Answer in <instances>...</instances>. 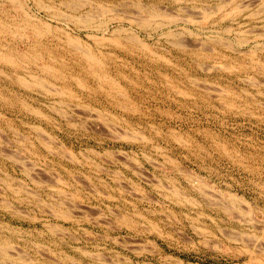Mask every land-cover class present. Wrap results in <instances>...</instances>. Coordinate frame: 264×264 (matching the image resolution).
I'll return each instance as SVG.
<instances>
[{"label": "rangeland", "instance_id": "rangeland-1", "mask_svg": "<svg viewBox=\"0 0 264 264\" xmlns=\"http://www.w3.org/2000/svg\"><path fill=\"white\" fill-rule=\"evenodd\" d=\"M0 1V10L8 11L7 18L21 15V10L16 9L15 12L12 6L9 9L8 0ZM24 1L29 4L31 13L43 16L52 24L64 26L71 34L88 42L96 53L102 50L103 54L99 56L101 59L105 57L107 71L126 90L131 104L127 102L123 111L114 103L115 99L98 91L92 78L83 75L84 88L77 87L74 84L77 82L72 79L71 89L76 92V99L70 100L71 103L69 98L64 99L68 104H61L62 108L58 101L52 102L58 100V96L49 101V98L29 93L32 94L30 97H39L38 103L33 105L44 115L37 116L31 111L20 110L22 105L19 106L18 98H29V102L31 98L22 87L6 84L4 75L0 74V95L14 99L7 102L9 108L0 104V113L3 114L0 117V150L15 152L25 160L31 172L30 177L25 176L16 164L0 155V242L13 243L14 250L21 252L16 251L18 256L20 254L19 259L14 255L10 259L0 257L1 264L3 261L17 264L19 260V264L25 261L24 264H179V261L180 264H264V69L261 67L264 65V2L142 0L143 3L155 1L165 15L152 19L162 20V23L158 22L164 26L159 29L154 30L155 23L152 25L151 21L152 31L148 25L143 29L135 26L136 23L133 25L149 46L148 51L144 48L138 52L135 49L121 50L112 43L110 46L106 40L98 45L87 36L91 32L101 35L98 29L86 27V23L83 26L79 24L80 27L75 25L78 23L74 21L76 15L82 13L86 17V12L96 8L89 6L87 0H82L86 3L83 2L84 5L79 3L81 0L72 1L75 6L71 12H77L73 14L75 19L61 2L60 8L59 0H46L54 7L57 5L61 12L65 9L67 15L60 12L59 15H65L66 20L62 21L65 17L57 15L54 17L57 22L48 14H54L51 9L36 6L33 0ZM93 1L106 4L109 9L114 8V12L133 13L134 17L136 13L141 14L134 4L136 0ZM233 5H240L241 9L232 12L231 16ZM106 9L101 14L102 9L94 10L99 12L97 15L92 10L94 24L113 14V10L107 12ZM45 11L49 12L46 14ZM228 12L229 18L225 15ZM82 15L78 19L83 18ZM166 15L177 21L170 20V24L169 18L165 25L166 19L161 18ZM108 25L110 31L116 23ZM225 26H229L230 31ZM167 30L169 33L175 31V36L168 35ZM254 32L261 33L260 37H263H255ZM218 34L224 41L233 43V49L220 46ZM240 36L248 38L249 43L237 46L235 39ZM12 39L18 43V36ZM222 39L219 38L220 42ZM175 40L191 44L178 47V44L174 45ZM193 42L197 45L203 43L197 46ZM255 42L262 45L257 46L255 56L239 51L248 50ZM154 53L167 60L157 58ZM65 61L72 67L67 55ZM203 66L208 69L204 70ZM228 67L235 69L229 70ZM70 69H66L67 74ZM75 73L81 74L78 70ZM170 82L173 86H169ZM204 87L208 90L205 91ZM182 90L188 94H183ZM49 102L55 109L49 107ZM29 124L41 128L32 129ZM42 136L45 137L43 142L47 139L51 148L47 149L36 140ZM197 179H202L203 185ZM199 186L215 196L222 192L223 196L232 193L240 198L233 203L224 202L229 207L225 212L220 207L207 205ZM176 187L181 192L176 191L180 197L170 193ZM58 209L61 212L65 209L69 218L59 216L61 212ZM238 211L249 219L254 218L250 220L251 224L235 218ZM252 221L258 224L253 222L258 228L252 225Z\"/></svg>", "mask_w": 264, "mask_h": 264}, {"label": "bare ground", "instance_id": "bare-ground-1", "mask_svg": "<svg viewBox=\"0 0 264 264\" xmlns=\"http://www.w3.org/2000/svg\"><path fill=\"white\" fill-rule=\"evenodd\" d=\"M34 1V3L36 4V6H40V7H42L43 8V6H44V8L46 9V10H52V12H54V14L53 13H48L51 17H57V15H59V12L60 13H63V14H65V15H67L66 14V11H64V10H62V12H61V10L59 11V7L56 5L55 7H54V5L53 4H50L49 2L48 3H46L47 1H50V0H33ZM46 1V2H45ZM53 1V0H52ZM72 1H74V0H59V2H58V5H60V8L62 7V4H64L65 6L63 7V8H68L69 10H70V12H71V9H72V11H73V8H74V4L75 3H73ZM89 3V6H91V5H94V7H98L97 9L100 11V9H102L101 10V12L99 13L98 11H94V10H97L96 8H94V10H93V13H96V12H98L99 14H101L102 13V11L104 10V9H106V7H108L106 4H101V3H95L94 1L93 2H91L90 0H87ZM122 2H123V0H121ZM126 1V0H125ZM142 0H136L135 2L134 1H131V3H133L134 2V4H136V6L139 8V9H137L136 7H135V9H137L138 10V14L141 12V14H139V15H136L135 14V16L136 17H134L132 14H129L128 13V15H126L125 14V11L124 12H117V11H115L114 12V8L112 9H109V7H108V9H106L107 10V12L108 11H112L113 10V14H112V12H111V14L112 15H110L109 14V16L107 17V19L106 20H103V21H100L99 20V22H96L95 24H94V22H93V19L92 18H94L95 19V16H93V14L91 13L92 12V10H91V12H86L85 14H86V17L85 16H83L82 15V13L80 14V15H82L83 16V18L81 17V18H79L78 19V16L80 17V15H76L77 16V19L76 20H74L75 21V23L76 22H78V23H76L75 25H78L79 26V24H85L86 25V27H90V26H92V27H95L96 29H98L100 32V34L101 35H98V34H95V33H90V34H88L87 36H89L90 38H92V40H94L95 42H97V43H99L98 45H100V43H102V42H104L105 40L106 41H108L110 44V46L112 45V44H115L116 45V47L117 48H119V49H124V50H126V49H135L136 51H138L139 49H141V51L143 50L144 51V48H146V50L147 49H149L148 47V44H147V42L145 41V39H142V37H140L139 36V34L133 29V25H135V23L137 24V25H135V26H139L140 28L139 29H141L142 27H144L145 25L147 26H149V29L152 31V28H150L151 27V23H152V25H153V29L155 30V28H157V29H159V27H161V26H164V25H162L161 23H162V20H158L159 22H161V23H159L158 21H156V20H152V19H156L157 17H159V16H163V15H165L164 13H162L161 12V9H160V7L159 6H157L156 4H155V1H152V2H148V3H143V2H141ZM190 1V0H189ZM253 1V0H252ZM258 1H261V0H258ZM263 2H264V0H262ZM261 1V2H262ZM1 2V1H0ZM4 2V1H3ZM7 2V1H6ZM8 2H10V7H9V9L11 8V6L13 7V8H15L14 10H15V12H17L16 11V9L18 10V11H20V12H22L21 13V15H17L16 13V15H14L13 13V17L11 16V18L9 19V17L7 18V16H8V14L6 13V12H8V11H6V8L8 7H5V11L6 12H4L3 10L4 9H1L0 10V35H2V37H0V74H2V75H4L3 76V78H4V82L6 83V84H8V85H10V86H14V85H16V86H18V87H22L23 89V91H25L26 93H27V96L28 97H30L32 94H29V93H35V94H38V95H40L41 97H43V98H49L48 100L49 101H51V99H52V97L54 96H58L57 98H58V100H54V101H52L53 103L55 102V101H58L57 103L60 105H58L59 107H61L63 104H68V102L70 101V100H72L73 98V100H75L76 98V96H74V93H76L75 91H73L72 89H71V80L72 79H74L77 83H74V84H77L78 86L77 87H83L84 88V86H85V83L83 82V75L84 76H86L87 78H92L94 81H95V84L97 85V88H98V91H100V92H103V94H106L110 99H115L114 100V103L115 104H117V106H119L120 108H122L123 109V111H124V108L125 107H127L126 105H127V102L129 103V105L131 104L129 101H130V99H129V96L127 95V93L125 92L126 90H124V88H123V86H121V84L117 81V79H115L114 77H112L110 74H109V72L107 71V68H106V63H105V60H103L105 57H103L102 59H101V55L99 56V54H103V52H102V50H98L99 51V53L97 52H95L92 48L93 47H91V45L88 43V42H84L79 36H77V35H74V34H71V32H69L68 31V29L66 30V29H64L65 27L64 26H58L56 23L55 24H52V23H50L47 19H45V18H43V16H39V15H37L36 13H31L29 10H28V6H29V4L27 5L26 4V2L24 1V0H8ZM62 4H61V3ZM77 2V1H76ZM78 2H79V0H78ZM82 2V0L79 2L81 5H84V3L86 2V0H85V2L82 4L81 3ZM181 2V1H180ZM32 3V2H31ZM53 3V2H52ZM57 3V2H56ZM78 3V4H79ZM105 3V2H104ZM125 3H127V2H125ZM177 3V2H176ZM219 3H221V2H219ZM251 3V2H250ZM249 3V4H250ZM27 5V7H26V5ZM86 4V3H85ZM133 4V5H134ZM239 4V3H238ZM246 4V3H245ZM252 4V3H251ZM105 5H106V7H105ZM115 5V4H114ZM120 5H122V4H120ZM133 5H132V7H133ZM255 5V4H254ZM135 6V5H134ZM30 7V6H29ZM73 7V8H72ZM78 7H79V5H78ZM127 7V6H126ZM131 7V6H130ZM157 7H159V8H157ZM233 7L235 8H233V11H231L230 13H231V16H233L232 15V12L234 13L235 11L236 12H238L240 9H241V7H240V5H233ZM259 7V6H258ZM0 8H2V7H0ZM4 8V7H3ZM34 8V7H33ZM37 9H38V7H36ZM76 8V7H75ZM117 8V7H116ZM129 8V7H128ZM181 8V7H180ZM179 8V9H180ZM220 8V7H219ZM30 9V8H29ZM40 9V8H39ZM38 9V10H39ZM77 9V8H76ZM164 9V8H163ZM195 9V8H194ZM243 9V8H242ZM247 9V8H246ZM259 9V8H258ZM262 9V8H261ZM260 9V10H261ZM14 10H13V12H14ZM33 10V9H32ZM31 10V11H32ZM42 10V9H41ZM141 10V11H140ZM206 10H208V9H206ZM257 10V9H256ZM42 11H44V10H42ZM76 11V10H75ZM144 11V12H143ZM167 11V10H166ZM259 11V10H258ZM47 12H49V11H45V13L47 14ZM69 12V13H70ZM79 12V11H78ZM106 12V11H105ZM218 12V11H217ZM225 12V11H224ZM235 12V13H236ZM7 15H6V14ZM19 13V12H18ZM58 13V14H57ZM67 13H68V11H67ZM75 13H77V12H75ZM75 13H73V12H71V16H74L73 14H75ZM98 13H96V15L98 14ZM143 13H145V14H143ZM193 13V12H192ZM205 13V12H204ZM230 13L228 12L227 14L225 13V15L228 17L229 15H230ZM242 13V12H241ZM255 12H253V14H254ZM257 13V12H256ZM255 13V14H256ZM11 14V13H10ZM10 14H9V16H10ZM63 14H60V15H62L61 17H65V15H63ZM92 14V15H91ZM143 14V15H142ZM172 14V13H171ZM177 14V13H176ZM208 14V13H207ZM224 14V13H223ZM229 14V15H228ZM238 14V13H237ZM252 13H250L249 15H251ZM260 14V13H259ZM48 15V16H49ZM59 15V16H60ZM104 15V14H103ZM103 15H102V17H103ZM132 15V16H131ZM146 15V16H145ZM212 15H213V13H212ZM245 15V14H244ZM49 16V17H50ZM68 16H70V14H68ZM91 16H92V18H91ZM101 16V15H100ZM99 16V17H100ZM169 17H167V15L165 16V18L164 17H162L161 19H166V21H167V19H169L170 18V15H168ZM172 16V15H171ZM209 16V15H208ZM240 16V15H239ZM248 16V15H247ZM254 17H256L255 15H253ZM85 17V18H84ZM174 17V16H173ZM187 17V16H186ZM193 17V16H192ZM246 17V16H245ZM52 18V19H53ZM60 18V17H59ZM66 18L67 17H65V19L64 20H62V21H65L66 20ZM73 18V17H72ZM98 18V17H97ZM160 18V17H159ZM172 18V17H171ZM171 18L168 20L169 21V23H170V20H171ZM183 18V17H182ZM195 18V17H194ZM198 18H199V16H198ZM207 18V17H206ZM220 18H222V17H220ZM219 18V20H222V19H220ZM229 18V17H228ZM232 18V17H231ZM50 19V18H49ZM61 19V18H60ZM74 19H75V16H74ZM187 19V18H186ZM185 19V20H186ZM191 19V18H190ZM196 19V21H197V18H195ZM195 19H194V21H195ZM51 20V19H50ZM54 20H55V18H54ZM73 20V19H72ZM181 20V19H180ZM184 20V21H185ZM188 20V19H187ZM205 20V19H204ZM60 21V20H59ZM150 21H151V23H150ZM168 21L166 22V24L165 25H167V23H168ZM172 21V20H171ZM173 21H175V20H173ZM172 21V22H173ZM177 21V20H176ZM175 21V22H176ZM190 21H193L192 19L190 20ZM206 21V20H205ZM55 22H57L56 20H55ZM61 22V21H60ZM69 22V21H68ZM126 22V23H125ZM154 22V23H153ZM188 22V21H187ZM92 23V24H91ZM113 23H116V26H114L110 31L108 30V24H113ZM150 23V24H149ZM164 23H165V21H164ZM192 23V22H191ZM60 24H62V23H60ZM64 24H67V21L64 23ZM127 24V25H126ZM159 24H161V25H159ZM171 24V23H170ZM246 24V23H245ZM74 25V24H73ZM156 25V26H155ZM203 25V24H202ZM65 26H67V25H65ZM77 26V27H78ZM83 26V25H82ZM145 26V27H146ZM155 26V27H154ZM80 27V26H79ZM91 27V28H92ZM110 27V26H109ZM169 27V26H168ZM226 27V30L227 31H230V28H229V26H225ZM231 27V26H230ZM82 28V27H81ZM94 28V29H95ZM167 28V27H166ZM224 28V27H223ZM249 28V27H248ZM264 28V27H263ZM262 28V29H263ZM86 29V28H85ZM143 29V28H142ZM162 29H163V27H162ZM165 29V28H164ZM168 29V28H167ZM188 29V28H187ZM187 29H184V30H187ZM198 29V28H197ZM233 29V28H232ZM97 30V31H98ZM145 31H146V29H144ZM153 30V31H154ZM160 30H161V28H160ZM224 30V29H223ZM240 31H242L241 29H239ZM244 30V29H243ZM96 31V32H97ZM168 32H167V34L169 35L170 34V36H175V31L174 32H172L171 31V33H169L170 32V30H167ZM240 31H237L238 33L240 32ZM253 31V30H252ZM123 32L126 34L125 36H123ZM159 32V31H158ZM165 32V33H164ZM225 32V31H224ZM260 32V31H259ZM259 32L256 34V32H254L253 34H255V37H257L258 36V38L264 33L263 31H262V34L260 35L259 34ZM161 33V32H160ZM163 33L165 34V36H166V31H163ZM163 33H161L162 35H163ZM250 33V32H249ZM171 34H173V35H171ZM176 34H178L177 32H176ZM179 34H182V33H179ZM235 34V33H234ZM11 36V37H8V36ZM64 35V36H63ZM167 35V36H168ZM195 35V34H194ZM15 36H18V43H16V41L14 42L13 41V39H12V37H15ZM49 36V37H48ZM86 36V35H85ZM166 36V37H167ZM88 37V38H89ZM218 37L219 38H223V36L220 34H218ZM218 37H215V38H218ZM242 36H240V37H236L237 39H235V42H236V40H237V46L238 45H241V44H248L249 43V41L247 40L248 38H244V36H243V38H241ZM254 37V36H253ZM252 37V38H253ZM255 37H254V40H255ZM263 37V36H262ZM262 37H260V38H262ZM9 38H11V40L9 39ZM214 38V37H213ZM219 38H218V42L220 43V44H222V45H220V46H226V48H229L230 47V50H231V48L233 47V43H229L228 41H224L223 39V41L224 42H226V44L223 42H220L221 40H219ZM15 39V38H14ZM180 38H178V40H179ZM209 39V38H208ZM211 39V38H210ZM262 39H264V38H262ZM8 40H10V41H8ZM91 40V39H90ZM215 40V39H214ZM217 40V39H216ZM251 40V39H250ZM93 41V43H95ZM176 41V44L174 43V45H177L178 47H180V46H183V47H185V45L187 44V41L185 42V44H182V43H180L179 41H177V40H175ZM213 41V40H212ZM262 41V40H261ZM172 42V41H171ZM184 42V41H183ZM204 42V41H203ZM203 42H199L198 43V45H200L201 43H203ZM107 43V42H106ZM112 43V44H111ZM194 43V42H193ZM215 43H216V41H215ZM257 43H259V42H255V44L253 45V46H251L248 50L247 49H245V51H242V50H240L239 48V51H241V52H243V54L244 53H247V54H249V55H254L256 52H257V50H258V45H261V42H260V44H257ZM191 43H189V45H190ZM195 44V43H194ZM96 46H97V44H95ZM150 45V44H149ZM188 45V44H187ZM186 45V46H187ZM189 45H188V47H189ZM193 45V44H192ZM195 45H197V44H195ZM194 45V46H195ZM197 45V46H198ZM202 45V44H201ZM204 46H205V43L203 44ZM262 45H264L263 43H262ZM261 45V46H262ZM258 46V47H257ZM260 46V47H261ZM115 47V46H114ZM192 47V46H191ZM201 47V46H200ZM214 47V46H213ZM242 47V46H241ZM116 48V49H117ZM203 48V47H202ZM205 48V47H204ZM207 48V47H206ZM97 49V48H96ZM212 50H214L213 48H211ZM233 49V48H232ZM242 49V48H241ZM216 50V49H215ZM234 50H237V49H234ZM140 51V52H141ZM148 51V50H147ZM198 51V50H197ZM259 51H260V49H259ZM105 52V51H104ZM107 52V51H106ZM139 52V51H138ZM149 52H151V50H149ZM152 52H155V51H153L152 50ZM218 52V51H217ZM233 52H235V51H233ZM238 52V51H237ZM157 53V52H156ZM209 53V52H208ZM152 54V53H151ZM158 54V53H157ZM247 54H246V56H247ZM66 55H67V58H69V60L71 61V64H72V67H74L73 69H72V67L71 66H69V63H67L66 61H65V59H66ZM107 55V54H106ZM108 55H109V53H108ZM110 55H111V52H110ZM154 55H156L155 53H154ZM248 55V56H249ZM153 56V55H152ZM157 56V58H158V56L159 55H156ZM207 56V55H206ZM255 56V55H254ZM159 57H161V59L162 58H165V57H163L162 55L161 56H159ZM202 57V56H201ZM250 57V56H249ZM107 59L109 58V56L108 57H106ZM155 58V57H154ZM156 58V59H157ZM251 58V57H250ZM257 58V57H256ZM157 60H159V59H157ZM165 60H167L166 58H165ZM199 60V59H198ZM69 61V62H70ZM200 61V60H199ZM251 62V61H250ZM252 62H254V61H252ZM29 64H34L35 66H30ZM202 64H204L203 62H202ZM116 65V64H115ZM220 65V64H219ZM197 66V65H196ZM199 66V65H198ZM204 66H207V65H204ZM203 66V69L204 70H207L208 69V67H204ZM222 66H224L223 64H222ZM233 66V65H232ZM243 66V65H242ZM247 66V65H246ZM264 65H262L261 67L264 69V67H263ZM211 67V66H210ZM221 67V66H220ZM239 67H240V65H239ZM71 68V69H70ZM200 68V67H199ZM229 68V70H230V68H234V67H228ZM66 69H70V71L68 72V74H67V72H66ZM211 69V68H210ZM209 69V70H210ZM225 69V68H224ZM235 69V68H234ZM76 70H78V72H80L81 74H76L75 73V71ZM165 75V77L167 76V74H163V76ZM167 78H168V76H167ZM167 78H165V79H167ZM191 78V77H190ZM189 78V79H190ZM171 79V78H170ZM88 80V79H87ZM168 80V79H167ZM172 80V79H171ZM171 80H169V81H171ZM188 80V79H187ZM192 80H196L195 78H193ZM189 81V80H188ZM191 81V80H190ZM189 81V82H190ZM121 82V81H120ZM173 82V81H172ZM210 83V82H209ZM175 84V83H174ZM192 84H193V82H192ZM195 84V83H194ZM193 84V85H194ZM196 85H197V83H196ZM207 85V84H206ZM76 86V85H75ZM169 86H173V83H172V85H171V82H170V85ZM177 88V87H176ZM197 88V87H196ZM201 88V87H200ZM220 88V87H219ZM173 89V88H172ZM204 89H206L205 87H204ZM222 89V88H221ZM3 90V89H2ZM1 90V91H2ZM18 90V89H17ZM95 90H96V87H95ZM94 90V91H95ZM175 90V89H174ZM208 90V88L205 90V91H207ZM214 90H216V89H214ZM97 91V93H100V92H98ZM179 91V93L181 92L180 90H178ZM204 91V92H205ZM233 91V90H232ZM19 92V91H18ZM17 92V93H18ZM96 92V91H95ZM184 92V90H182V93ZM212 92V91H211ZM223 92V90L221 91V93ZM226 92H227V90H226ZM225 92V93H226ZM4 93V92H3ZM14 93V92H13ZM20 93V92H19ZM181 93V94H182ZM186 92H184L183 94H185ZM190 93V92H189ZM217 93V92H216ZM219 93V92H218ZM231 93V92H230ZM2 94V93H1ZM21 94V93H20ZM186 94H188V93H186ZM224 94V93H223ZM228 94H229V91H228ZM5 95V94H4ZM19 95V94H18ZM78 95V94H77ZM105 95V96H106ZM116 95H117V97H116ZM224 95H226V94H224ZM230 95V94H229ZM20 96V95H19ZM27 96H25V97H27ZM186 96V95H185ZM190 96H191V94H190ZM65 97V98H64ZM79 97V96H78ZM225 97V96H224ZM16 98V101H18V99L20 100V105L19 106H21V108H20V110L22 109V110H24V111H31L32 113H34V114H36L37 116L38 115H44V113H42L41 112V110L38 108V107H35L33 104L34 103H38V101H39V97H36V98H34V96L33 97H30L31 99V102H29L28 101V99H26V98H18L17 96L15 97ZM18 98V99H17ZM69 98V99H68ZM109 98H107V99H109ZM223 98V97H222ZM61 99V100H60ZM64 99H68V102H64ZM11 100H14V99H12V97H11ZM8 97H6V98H4V96H2V95H0V104H1V106L2 107H8L7 105V102H10L11 101ZM78 100V99H77ZM15 101V102H16ZM47 101V100H46ZM109 101H111V100H109ZM111 102H113V101H111ZM12 103H14V102H12ZM52 103V104H53ZM57 103H55V104H57ZM70 103H71V101H70ZM7 104V105H6ZM62 104V105H61ZM66 104V105H67ZM111 104V103H110ZM113 105V103H112V105L115 107L116 105ZM38 105V104H37ZM10 106V105H9ZM13 106V105H12ZM132 106V105H131ZM224 106V105H223ZM49 107L51 108V109H53L55 106H53V105H50V102H49ZM58 107V109H60ZM80 107V106H79ZM9 108V107H8ZM62 108V107H61ZM66 108V107H65ZM128 108H130V109H133L132 107H129L128 106ZM136 108V107H135ZM19 109V108H18ZM55 109V108H54ZM57 108H56V112L58 111L59 112V110H58ZM21 110V111H22ZM62 110V109H61ZM60 110V114L62 113V111ZM63 110H64V107H63ZM4 111V110H3ZM19 111V110H18ZM55 111V110H54ZM132 111V110H131ZM134 111V110H133ZM57 112V113H58ZM72 112V111H71ZM99 112V111H98ZM24 113H26V112H24ZM31 113V114H32ZM64 113V112H63ZM67 114V113H66ZM69 114V113H68ZM35 115V116H36ZM63 115V114H62ZM70 116V115H69ZM0 117H3V114H1L0 113ZM46 117V116H45ZM106 117V116H105ZM66 118V117H65ZM91 118V117H90ZM41 119V118H40ZM67 119V118H66ZM86 119V118H85ZM47 120V119H46ZM110 121V120H109ZM50 122V121H49ZM76 123V122H75ZM86 123V122H85ZM6 124H8V123H6ZM107 124V123H106ZM110 124V123H109ZM74 125V124H73ZM29 127H31L32 129H38V128H41L39 125H35V124H29L28 125ZM85 126V125H84ZM118 126V125H117ZM109 127V126H108ZM31 128H29V129H31ZM31 129V130H32ZM108 129V128H107ZM125 129V128H124ZM41 130V129H40ZM110 130V129H109ZM109 130H108V132H109ZM119 130V129H118ZM37 131V130H36ZM115 131V130H114ZM133 131V130H132ZM38 132V131H37ZM37 132H36V134H37ZM116 132V131H115ZM135 132V131H134ZM137 132V131H136ZM39 133V132H38ZM119 133V132H118ZM5 134V133H4ZM45 134H47V133H45ZM123 134V133H122ZM126 134V133H125ZM140 134V133H139ZM16 135V134H15ZM41 135V134H40ZM40 135L38 134L37 136H39L40 137ZM121 135V134H120ZM38 137V138H39ZM43 137V136H42ZM41 137V139L39 140V139H36L37 141H39V143H41V144H43L44 145V147H47V149H48V147H50V146H48V143L49 142H46V140L47 139H45V142H43L44 141V138L45 137H43L42 138ZM178 137V136H177ZM37 138V137H36ZM139 138V137H138ZM122 139V138H121ZM130 139V138H129ZM146 140V139H145ZM17 141V140H16ZM30 141V140H29ZM48 141V140H47ZM52 141V140H51ZM177 141V140H176ZM10 142V141H9ZM19 142V141H18ZM178 142V141H177ZM38 143V142H37ZM62 143V142H61ZM31 145L33 144V143H30ZM29 146V145H28ZM33 146H35V145H33ZM32 146V147H33ZM4 147V146H3ZM59 147V146H58ZM51 148V147H50ZM49 148V149H50ZM35 149H36V146H35ZM166 149V148H165ZM56 150V149H55ZM225 150V149H224ZM3 151V150H2ZM1 150H0V155H2V156H4L5 158H8L9 160H11L12 161V163L13 164H16L18 167L17 168H19V170H21L24 174H25V176L27 175V176H31V172H30V167H28V164H25L24 163V161L17 155V154H15V152L13 153V152H11V153H5L4 151L2 152ZM49 151V150H48ZM50 151H51V149H50ZM57 151H59V152H61V150L59 149H57ZM53 152V151H52ZM51 152V153H52ZM64 152V151H63ZM62 152V153H63ZM80 152V151H79ZM19 153V152H18ZM70 153H71V151H70ZM90 153V152H89ZM112 153V152H111ZM60 154V153H59ZM64 154V153H63ZM109 154V153H108ZM57 155V154H56ZM68 155V154H67ZM122 155V154H121ZM228 155V154H227ZM23 156V155H22ZM62 156V155H61ZM83 157V156H82ZM85 157V156H84ZM144 157V156H143ZM24 159V158H23ZM28 159V158H27ZM29 160V159H28ZM70 160V159H69ZM93 160V159H92ZM31 161V160H30ZM42 163V162H41ZM98 165V164H97ZM80 166V165H79ZM96 166V165H95ZM180 166V165H179ZM100 167V166H99ZM134 167V166H133ZM156 167V166H155ZM177 168H179V167H177ZM135 169V168H134ZM93 171V170H92ZM39 172V171H38ZM70 172V171H69ZM95 172V171H94ZM182 172V171H181ZM49 173V172H48ZM141 173V172H140ZM69 174V173H68ZM138 174H139V172H138ZM180 174V173H179ZM57 177V176H56ZM195 178V177H194ZM18 179V178H17ZM4 180V179H3ZM61 180V179H60ZM173 180V179H172ZM202 181V179H197V181ZM5 181H8V180H5ZM59 181V180H58ZM132 181V180H131ZM186 181V180H185ZM200 181V183L202 184V182ZM35 182V181H34ZM38 182V181H37ZM152 182V181H151ZM154 182V181H153ZM159 182V181H158ZM22 183V182H21ZM198 183V182H197ZM8 184V183H7ZM11 184V183H10ZM206 184V183H205ZM204 184V185H205ZM19 185V184H18ZM101 185V184H100ZM203 185V184H202ZM153 186V185H152ZM16 187V186H15ZM71 187V186H70ZM200 187V186H199ZM11 188V187H10ZM160 188V187H159ZM171 188V187H170ZM175 188V187H174ZM12 189V188H11ZM21 189V188H20ZM117 189V188H116ZM157 189H158V187H157ZM165 189V188H164ZM169 189V188H168ZM172 189H173V187H172ZM172 189H169V190H172ZM176 189H177V187H176ZM174 189L173 190V192H171L170 191V193H172L174 196L175 195H177V192L178 193H181L180 191H178L179 189ZM198 189V188H197ZM201 191H203L202 189H201V187L199 188ZM199 189H198V191H199ZM15 190V189H14ZM22 190V189H21ZM24 190V189H23ZM129 190V189H128ZM196 190V189H195ZM208 189H206V191H207ZM18 191V190H17ZM25 191V190H24ZM177 191V192H176ZM215 191V190H214ZM15 192V191H14ZM26 192V191H25ZM35 192V191H34ZM95 192V191H94ZM102 192V191H101ZM122 192V191H121ZM168 192V191H167ZM200 192V191H199ZM204 192V191H203ZM212 192V191H211ZM29 193H30V191H29ZM68 193V192H67ZM222 193V192H221ZM221 193L219 194V196H218V194H216V196H215V194L214 193H207V192H204V193H202V195H201V197L203 196V199L206 201V204L207 205H210V206H215V207H220L222 210H224L225 212H227V211H229V207H228V205H227V203H233L236 199H238V198H240V197H237L236 198V196H235V194H232V193H229V194H227V195H225V196H223V195H221ZM12 194V193H11ZM17 194V193H16ZM171 194V195H172ZM184 194V193H183ZM225 194V193H224ZM19 195V194H18ZM33 195V194H32ZM165 195V194H164ZM180 195V194H179ZM179 195H177V196H179ZM55 196V195H54ZM163 196V195H162ZM181 196V195H180ZM179 196V197H180ZM110 197V196H109ZM164 197V196H163ZM219 198V199H218ZM193 199V198H192ZM226 199H228V200H226ZM176 201H177V199H175ZM185 200V199H184ZM186 200H188L187 198H186ZM60 201V200H59ZM189 201V200H188ZM227 201V203L225 204L224 202H226ZM2 202V201H1ZM42 202V201H41ZM61 202V201H60ZM66 202V201H65ZM65 202H62V203H65ZM180 202V201H179ZM193 202H195V200H193ZM245 202V201H244ZM60 204L61 206L60 207H62V205L63 204ZM191 203V202H190ZM198 203V202H197ZM246 203V202H245ZM57 204H59L58 202H57ZM240 204V203H239ZM219 205H221V206H219ZM229 205H231V207H233L232 206V204H229ZM234 205V204H233ZM65 206V205H64ZM64 206H63V208H64ZM209 207V206H208ZM230 207V209H232ZM235 207V206H234ZM247 207V206H246ZM37 208V207H36ZM68 209V208H67ZM237 209V208H236ZM236 209H234L233 208V210H236ZM249 209V208H248ZM251 209V208H250ZM59 211H60V209H58ZM63 210V209H62ZM221 210V211H222ZM232 210V211H233ZM54 211V210H53ZM152 211V210H151ZM156 211V210H155ZM237 211V210H236ZM49 212V211H48ZM61 212V211H60ZM235 212V211H234ZM233 212V213H234ZM250 211H248V213H249ZM57 214H59L58 212H56ZM68 213H69V210H68ZM153 213V212H152ZM261 213V212H260ZM23 214V213H22ZM71 214V213H70ZM125 214V213H124ZM135 214V213H134ZM232 214V213H231ZM250 214V213H249ZM27 215V214H26ZM55 215V214H54ZM72 215V214H71ZM59 216H61V217H64V218H67V216H68V218H69V216L70 215H68L67 214V211H65V209H64V211H62L61 213H60V215ZM200 216V215H199ZM251 216V215H250ZM232 217V216H231ZM234 217L235 218H240L241 219V221L242 222H244V221H250V220H253L254 218H250L249 219V217H247V215L245 216V214L244 213H240L239 211H238V213H235L234 214ZM71 218V217H70ZM122 218V217H121ZM211 220V219H210ZM239 220V219H238ZM99 222V221H98ZM126 222V221H125ZM253 222L254 221H252V225L254 226L255 224H257V223H255V224H253ZM259 222V221H258ZM250 224H251V221L249 222ZM1 224H3V223H1ZM8 224V223H7ZM150 224V223H149ZM156 224V223H155ZM124 225V224H123ZM258 225V224H257ZM2 226V225H1ZM6 226V225H5ZM9 226V225H8ZM11 226V225H10ZM56 226V225H55ZM152 226V225H151ZM256 226V225H255ZM263 226V225H262ZM262 226H260V227H262ZM4 227V226H3ZM198 227V226H197ZM196 227V228H197ZM257 227V226H256ZM1 228V227H0ZM8 228V227H7ZM14 228V227H13ZM51 228V227H50ZM50 228H48V229H50ZM192 228V227H191ZM258 228V227H257ZM16 229V228H15ZM18 229V228H17ZM47 229V228H46ZM60 229V228H59ZM140 229V228H139ZM198 229V228H197ZM263 229H264V227H263ZM9 230H12V229H9ZM64 230V229H63ZM262 230V229H261ZM65 231V230H64ZM159 231V230H158ZM157 231V232H158ZM219 231V230H218ZM254 231V230H253ZM138 232V231H137ZM9 233V232H8ZM10 233H11V231H10ZM86 233V232H85ZM2 234V233H1ZM18 234V233H17ZM161 234V233H160ZM230 234V233H229ZM244 234V233H243ZM6 235V234H5ZM11 235V234H10ZM209 235V234H208ZM238 235H240V234H238ZM250 235V234H249ZM8 236V235H7ZM4 237V236H3ZM232 237V236H231ZM230 237V238H231ZM238 237V236H237ZM250 237V236H249ZM252 237H255V236H252ZM1 238V237H0ZM10 238V237H9ZM14 238H16V237H14ZM229 238V237H228ZM233 238V237H232ZM234 238H236V237H234ZM12 239V238H11ZM10 239V240H11ZM239 239V238H238ZM242 239H244V238H242ZM7 240V239H6ZM198 240V239H197ZM232 240H234V239H232ZM240 240V239H239ZM255 240V239H254ZM260 240V239H259ZM3 241V240H2ZM26 241V240H25ZM63 241V240H62ZM118 241V240H117ZM244 242V241H243ZM257 242V241H256ZM38 243H40V242H38ZM12 245H13V243H11ZM10 243H8V242H0V257H3V258H12L11 256L12 255H14L15 256V258H20V254H19V256L16 254V251L14 250V248H13V246L11 245ZM36 244V243H35ZM246 244V243H245ZM256 244V243H255ZM258 244V243H257ZM36 245H38V244H36ZM25 246V245H24ZM39 246H41L40 244H39ZM44 247V246H43ZM46 249L48 248V247H45ZM213 248V247H212ZM18 249V248H17ZM37 249V248H36ZM39 249V248H38ZM43 249V248H42ZM52 249V248H51ZM50 249V250H51ZM35 250V249H34ZM22 251V250H21ZM39 251V250H38ZM38 251H35L36 253L38 252ZM47 251V250H46ZM52 251V250H51ZM135 251V250H134ZM246 251H247V249H246ZM263 251V250H262ZM41 252V251H40ZM60 252V251H59ZM81 252V251H80ZM264 252V251H263ZM17 253H21L19 250L17 251ZM43 253V252H42ZM61 253V252H60ZM90 253V252H89ZM251 253V252H250ZM250 253H249V255H250ZM253 253V252H252ZM251 253V254H252ZM51 254V253H50ZM63 254H65V253H63ZM17 255V256H16ZM42 255V254H41ZM44 255V254H43ZM24 256V255H23ZM23 256H21V257H23ZM46 256V255H45ZM66 256H68V255H66ZM25 257H27V256H24V258ZM30 257H31V255H30ZM29 257V258H30ZM60 257V256H59ZM71 257V256H70ZM69 257V258H70ZM250 257V256H249ZM9 258V259H10ZM46 258V257H45ZM62 258V257H61ZM64 258H66V259H68L67 257H64ZM72 258V257H71ZM172 258V257H171ZM26 259H28V258H26ZM31 259V258H30ZM94 259V258H93ZM97 259V258H96ZM6 260V259H5ZM14 260V259H13ZM63 260V259H62ZM69 260V259H68ZM72 260V259H71ZM99 260V259H98ZM252 260H253V258H252ZM15 261V260H14ZM20 262H21V260H19ZM35 261V260H34ZM70 261V260H69ZM101 261V260H100ZM4 262V264H5V262L6 261H3ZM9 262H12L11 260L9 261ZM19 262V263H20ZM26 262V261H25ZM24 262V263H25ZM62 262V261H61ZM72 262V261H71ZM2 263V261H0V264ZM7 264H8V262H6ZM19 263H17V264H19ZM22 263H23V261H22ZM23 263V264H24ZM27 263H29L28 261H27ZM69 263V262H68ZM14 264V263H13ZM16 264V263H15ZM38 264V263H37ZM66 264H67V262H66ZM179 264H180V261H179ZM258 264V263H257ZM261 264V263H260Z\"/></svg>", "mask_w": 264, "mask_h": 264}]
</instances>
